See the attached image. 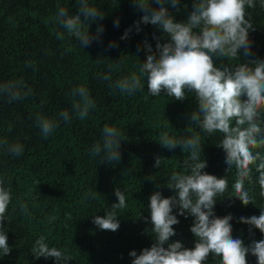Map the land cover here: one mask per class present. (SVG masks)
<instances>
[{"label": "trees", "instance_id": "trees-1", "mask_svg": "<svg viewBox=\"0 0 264 264\" xmlns=\"http://www.w3.org/2000/svg\"><path fill=\"white\" fill-rule=\"evenodd\" d=\"M89 3L104 16L89 22L93 40L83 48L57 21L60 8L69 15L76 13L78 0H0V86L21 82L22 94L31 90L14 101L0 92V180L11 192L5 220L0 221L11 251L0 256V264H57L52 257L35 258L32 254L40 236L49 247L71 257L67 264H132L131 251L139 255L155 242L151 234V194L159 191L162 197L174 196L166 186L172 173L190 172L184 165L189 151L179 145L174 149L162 146L161 136L165 134L175 140L200 137V155L206 162L202 171L225 177L228 182L227 190L215 197L214 215L231 214V235L246 246L264 240L259 229L239 221L241 216H258L264 208V187L260 183L264 169L259 167L264 163V144L251 149L254 155L259 153V158L249 165L250 172L244 178V190L252 200L244 205L234 190L239 179L237 168L226 171V153L219 146L223 133H207L190 124V113L198 112L194 93H186L182 101L163 91L153 97L147 93L146 76L140 77L144 88L132 95L115 87L118 80L133 73L140 75V64L149 54L145 42L155 51L157 40L163 44L169 37L159 27L141 22L144 12L134 0ZM149 3L153 9L160 7L155 0ZM194 3L199 0H177L176 5L168 0L166 7L174 22H184ZM254 4L245 8V19L253 27L248 31L250 55L214 57L215 66L254 67L248 59L264 60V7L261 0H254ZM98 27L103 29L99 34ZM126 30L128 35L122 38ZM58 33L64 38L58 39ZM105 75L111 79L104 80ZM78 87H85L95 104L83 120L72 107L73 101L80 99L72 95ZM64 111L69 113L68 122L60 117ZM259 113L264 121V107ZM38 115L57 125L47 138L41 134ZM105 125L122 133L119 162L108 161L103 151L99 156L92 155L94 145L103 143ZM261 128L258 141L264 139V123ZM16 144L23 149L18 156L9 152V147ZM156 157H160L158 168L154 166ZM117 188L124 192L126 203L125 208L115 210L119 228L102 230L93 218L104 216L117 202ZM21 205H26V212ZM177 209L173 207L179 221L173 225L175 235L163 247L180 241L184 247L193 248L196 238L190 227L194 218L180 215ZM246 260L257 264L251 253ZM204 264H221V258L218 263L207 258Z\"/></svg>", "mask_w": 264, "mask_h": 264}, {"label": "clouds", "instance_id": "clouds-1", "mask_svg": "<svg viewBox=\"0 0 264 264\" xmlns=\"http://www.w3.org/2000/svg\"><path fill=\"white\" fill-rule=\"evenodd\" d=\"M155 2L160 7L153 9L149 0H134L135 5L144 12L141 22L159 27L169 40L163 44L157 40L155 51L145 42L144 47L149 54L140 64V75L133 73L129 78L118 80L115 87L121 93L132 95L144 88L140 77L146 76L147 93L153 97L159 96L163 91L167 96L182 101L186 98V93H194L198 112L190 113V124L207 133H223L219 146L226 153V171L233 166L238 170L239 179L234 184L235 195L244 205L252 203L243 185L244 178L250 172L249 165L259 158V153L254 155L251 149L264 144V139L258 141L256 138L264 123L259 119V110L264 107V60L248 59L254 67L239 64L220 68L215 66L213 58L236 59L238 53L244 57L250 55L248 31L253 27L245 19V8L255 7L254 0H199V3H194L193 10L184 22H174L166 7L168 0ZM78 3L79 9L73 15H69L65 8L58 9L57 21L68 36L75 37L84 48L93 40L88 32L89 22L102 19L104 13L90 5L89 0H78ZM171 3L176 5L177 0H171ZM261 6L264 7V0H261ZM115 24L118 26V21ZM102 30L98 27L97 34ZM136 31H140L138 23ZM127 35L128 30L122 38ZM57 38L63 39V33H58ZM241 49L244 50L243 53ZM103 79L111 78L105 75ZM30 91L29 89L28 93ZM0 92L13 101L28 94H22L21 82L0 86ZM72 95L80 98L73 101L72 107L78 118L83 120L95 104L85 87L73 89ZM242 96L246 98L241 99ZM60 117L65 122L70 119L67 111L61 112ZM233 120L235 126L232 125ZM37 123L45 138L57 126L55 122L39 115ZM244 125L247 127H243ZM101 135L103 143L94 145L92 155L99 156L103 151L108 161L119 162V147L123 140L121 131L105 125ZM160 144L168 149L179 145L181 150H188L189 160L184 161V165L190 172L172 173L166 186L175 192L174 196L162 197L159 191L151 194V234L155 242L151 247L142 249L139 255L134 250L131 251L129 255L133 257L132 264H204L207 258L211 263H218L221 258V264H248L246 256L249 253L256 257L257 264H264V240L254 241L246 246L240 238H233L231 235V214L223 217L214 215L213 209L217 201L215 197L227 190L228 182L225 177L218 178L202 171L206 162L200 155V137L175 140L165 134L161 136ZM22 151L19 144L9 147V152L17 156ZM159 165L160 157H156L154 166L158 168ZM259 167L264 169V163ZM260 183L264 187V176ZM3 184V180H0V221L5 220V213L11 202V192ZM115 196L117 202L106 210L105 215L93 218V223L102 230L116 231L119 228L115 210L125 208L126 203L124 192L119 188L115 189ZM177 206L180 215H191L194 218L190 227L196 238L193 248L184 247L180 241L168 244L167 248L163 247L175 235L173 225L179 221L173 214V207ZM21 209L26 212V205H21ZM239 221L264 233V208H261L258 216H241ZM2 228L3 225L0 224V256L11 251ZM31 251L35 258L52 257L57 264H67L71 259L56 247H49L44 236L35 241Z\"/></svg>", "mask_w": 264, "mask_h": 264}]
</instances>
